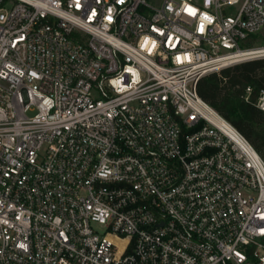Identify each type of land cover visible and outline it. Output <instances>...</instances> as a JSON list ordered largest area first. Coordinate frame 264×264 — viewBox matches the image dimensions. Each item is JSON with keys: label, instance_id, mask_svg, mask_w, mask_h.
Segmentation results:
<instances>
[{"label": "built area", "instance_id": "1", "mask_svg": "<svg viewBox=\"0 0 264 264\" xmlns=\"http://www.w3.org/2000/svg\"><path fill=\"white\" fill-rule=\"evenodd\" d=\"M262 28L264 0H0V264H264V159L196 90Z\"/></svg>", "mask_w": 264, "mask_h": 264}, {"label": "trees", "instance_id": "2", "mask_svg": "<svg viewBox=\"0 0 264 264\" xmlns=\"http://www.w3.org/2000/svg\"><path fill=\"white\" fill-rule=\"evenodd\" d=\"M253 86L251 100L243 99L244 87ZM264 89V58L238 62L201 76L197 93L229 120L264 157V111L253 101Z\"/></svg>", "mask_w": 264, "mask_h": 264}, {"label": "rangeland", "instance_id": "3", "mask_svg": "<svg viewBox=\"0 0 264 264\" xmlns=\"http://www.w3.org/2000/svg\"><path fill=\"white\" fill-rule=\"evenodd\" d=\"M148 1H151V0H148ZM261 32L262 33H264V28H262V30H261ZM262 33H260V34H258L256 37H254V38H251L252 39V41L253 42H258L262 37H264V35H262ZM34 113V108H32V109H29L28 111H27V114L28 115H31V114H33ZM260 156H261V154H259ZM262 157V156H261ZM262 159H264V157H262Z\"/></svg>", "mask_w": 264, "mask_h": 264}]
</instances>
